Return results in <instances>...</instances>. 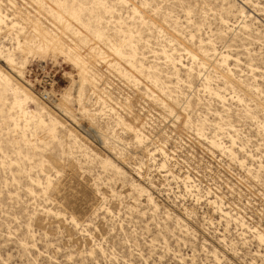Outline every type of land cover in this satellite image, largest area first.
I'll return each instance as SVG.
<instances>
[{"label": "rangeland", "instance_id": "obj_1", "mask_svg": "<svg viewBox=\"0 0 264 264\" xmlns=\"http://www.w3.org/2000/svg\"><path fill=\"white\" fill-rule=\"evenodd\" d=\"M0 12V264H264V0Z\"/></svg>", "mask_w": 264, "mask_h": 264}, {"label": "bare ground", "instance_id": "obj_2", "mask_svg": "<svg viewBox=\"0 0 264 264\" xmlns=\"http://www.w3.org/2000/svg\"><path fill=\"white\" fill-rule=\"evenodd\" d=\"M69 12L71 13V11H69ZM1 24H4V16L0 12V25ZM5 26H7V25L5 24ZM14 26H15V23L13 22L11 27H14ZM8 28L9 27L7 26V29ZM42 36H43L42 37V39H43V41H42V46L43 47L42 48L44 49L43 51H45V53L48 50H57V51H59L61 53H65L63 51V45H64V43L60 41V38L58 36L54 35L53 33L51 34L47 30H44V29H42ZM15 40H16L17 48H19L21 50L22 56H25L24 55L25 52L22 51V49L20 48V46H21L20 45L21 44V40L18 38V36L15 37ZM67 49H68V52H71L72 51L73 52L74 59L75 60H78V55L74 52L75 51V47L74 46H70L69 44H67ZM235 61H238V60H235ZM7 62L9 64H12V56L9 55V54L7 55ZM1 80L4 82V85L6 86V82L8 81V77L5 74H2ZM84 80H85V78L82 76V82H84ZM11 90H12L11 92L13 94V99H14L13 105L20 103V100L18 99L19 88L14 87V88H11ZM64 90H66V89H64ZM21 91L23 92L25 98H27L28 94H31V92L28 89H26V91L22 89ZM65 92H67V91H65ZM60 94H62V93L60 92ZM69 95H71V94H69ZM63 101H65V99H63ZM59 105H60L62 111H64V109H65L64 102L60 101L59 102ZM41 109H43L42 112L45 111V108L43 106H41ZM38 123H40V124L41 123H44L43 119H39ZM53 129H54V127L53 128H49V133H51ZM213 143L214 142H212V144ZM159 151L162 154H164V151L162 149L159 150ZM160 166L161 167H164V162H162ZM185 178L189 179V177L187 175L185 176ZM48 183H49V179L47 178V184ZM209 203H214V201H209ZM218 209H219V211H220L221 214L228 215V212H223L221 210V207L220 206L218 207ZM257 240H258V242H264V236L261 233H258L257 234ZM263 261H264V257H263Z\"/></svg>", "mask_w": 264, "mask_h": 264}, {"label": "built area", "instance_id": "obj_3", "mask_svg": "<svg viewBox=\"0 0 264 264\" xmlns=\"http://www.w3.org/2000/svg\"><path fill=\"white\" fill-rule=\"evenodd\" d=\"M41 97L44 100H48L50 98V95L47 91L41 92Z\"/></svg>", "mask_w": 264, "mask_h": 264}]
</instances>
